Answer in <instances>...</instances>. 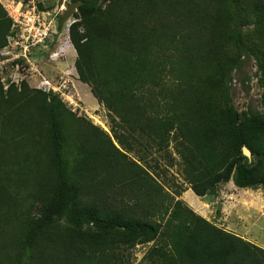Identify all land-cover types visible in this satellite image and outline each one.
I'll return each mask as SVG.
<instances>
[{
  "label": "trees",
  "instance_id": "16d2710c",
  "mask_svg": "<svg viewBox=\"0 0 264 264\" xmlns=\"http://www.w3.org/2000/svg\"><path fill=\"white\" fill-rule=\"evenodd\" d=\"M72 2L74 68L111 135L0 76V264H123L118 254L148 244L139 264H264L263 249L196 215L155 173L172 167L171 148L198 198L229 182L264 193V0ZM12 24L0 4V51ZM247 61L261 111L232 104Z\"/></svg>",
  "mask_w": 264,
  "mask_h": 264
},
{
  "label": "rangeland",
  "instance_id": "374dc122",
  "mask_svg": "<svg viewBox=\"0 0 264 264\" xmlns=\"http://www.w3.org/2000/svg\"><path fill=\"white\" fill-rule=\"evenodd\" d=\"M41 1L43 5L41 3L40 5L45 9L41 12L43 13L41 17L47 21L46 27L52 31V42L45 47L29 51L23 62L21 60L18 63L2 62L3 58L0 57L1 83L6 89L12 85L19 89L21 83L24 82L30 89L41 91L46 95H56L68 112L89 121L110 136L112 123L108 112L97 104L90 93V88L78 81L74 68L76 54L68 39V28L75 21L76 10L61 26V29H58L64 13L70 5H73L72 0ZM37 4V0H14L9 7L12 18L14 21L19 19L18 9L20 7V11L25 14L31 10V7L37 9ZM25 42L26 39L23 38L19 44L25 47L23 44ZM255 71L252 62L247 61L240 72L232 74L230 95L232 104L238 112L246 111L248 108L261 111V89L257 85ZM47 89H54L55 92L48 90L50 92L47 93ZM168 153L172 157L169 156L172 160L170 158L168 160V163H172V167L163 160L160 162V170L155 173L160 175L157 181L164 185L170 195L174 196L176 191L180 193L175 200L181 201L196 215L217 228L248 243L251 238V242L256 240L259 244H263L262 235L257 234L259 236L256 237L257 235L250 233L252 232L250 230L252 229L250 228L251 213L253 211L259 213L261 207H264V193L261 189H237L232 182H229L220 185L213 196L197 197V209L184 197L187 192L193 193L187 190L188 185L183 180L178 157L171 148ZM129 156L134 158L135 155L130 154ZM155 159L158 160L157 157ZM31 213L33 216L36 212ZM151 246L152 244L138 245L127 249L118 254L117 259H121L123 264H139ZM0 257L4 258L1 251Z\"/></svg>",
  "mask_w": 264,
  "mask_h": 264
},
{
  "label": "built area",
  "instance_id": "2783aa9c",
  "mask_svg": "<svg viewBox=\"0 0 264 264\" xmlns=\"http://www.w3.org/2000/svg\"><path fill=\"white\" fill-rule=\"evenodd\" d=\"M30 9L25 14L20 11L21 7L18 9L20 17L14 21L11 34L7 39L8 45L0 51L3 62L18 63L20 60L23 62L29 51L45 47L52 42V31L46 27L47 21L41 17L43 13L33 7ZM23 38L26 39V42L23 43L25 47L19 44ZM48 90L55 92L54 89H47V93L50 92Z\"/></svg>",
  "mask_w": 264,
  "mask_h": 264
},
{
  "label": "crops",
  "instance_id": "0c3cea01",
  "mask_svg": "<svg viewBox=\"0 0 264 264\" xmlns=\"http://www.w3.org/2000/svg\"><path fill=\"white\" fill-rule=\"evenodd\" d=\"M13 1L14 0H0L1 6L5 9L9 18H11V20L13 21L12 27L14 25V19L12 18L9 7ZM37 3L38 4L41 3L43 5V1H41V0H37ZM12 27H11V31H12ZM11 31H10V33H11ZM7 45H8V43H7ZM0 75H1V72H0ZM250 217H251L250 218V220H251L250 221V228H252V229H250V230H252V232H250V233H254V235H257V234L262 235V237L264 238V207H261V210L259 213H256L253 211L251 213ZM259 235H257L256 237H258ZM250 243L264 250V240H263V244H259L256 240L251 242V238H250Z\"/></svg>",
  "mask_w": 264,
  "mask_h": 264
},
{
  "label": "water",
  "instance_id": "95a60500",
  "mask_svg": "<svg viewBox=\"0 0 264 264\" xmlns=\"http://www.w3.org/2000/svg\"><path fill=\"white\" fill-rule=\"evenodd\" d=\"M80 4L79 3H76V4H73V5H70L67 9V11L64 13V16H63V19L59 22V25H58V29H61V26L66 23V21H68V19L70 18V15L72 13H74V11L77 9V7L79 6ZM242 153L245 157L247 158H250V153L249 151L246 149V148H243L242 149Z\"/></svg>",
  "mask_w": 264,
  "mask_h": 264
},
{
  "label": "bare ground",
  "instance_id": "6f19581e",
  "mask_svg": "<svg viewBox=\"0 0 264 264\" xmlns=\"http://www.w3.org/2000/svg\"><path fill=\"white\" fill-rule=\"evenodd\" d=\"M192 195H194V194H190V192H187L185 195H184V197L185 198H187V200H189V202H190V204L192 205V206H194L195 208H197V201H196V199H197V197L196 196H192ZM189 197V198H188ZM198 209V208H197ZM200 209V208H199Z\"/></svg>",
  "mask_w": 264,
  "mask_h": 264
}]
</instances>
